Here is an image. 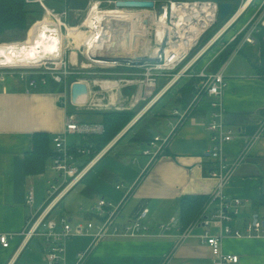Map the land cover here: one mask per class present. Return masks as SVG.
Wrapping results in <instances>:
<instances>
[{
  "label": "crops",
  "instance_id": "1",
  "mask_svg": "<svg viewBox=\"0 0 264 264\" xmlns=\"http://www.w3.org/2000/svg\"><path fill=\"white\" fill-rule=\"evenodd\" d=\"M262 1L255 0V4ZM253 13L252 8L223 31L219 40L205 53L206 58L202 60L203 56L199 60L197 68L194 66L196 71L208 66L209 71L215 72L226 64L224 121L235 134L231 141L222 145V150L229 161L233 162L243 154L245 158L228 182L225 192L230 200L240 198L243 201L240 213L231 223L234 229L242 231L247 222L255 218L264 222V208L255 205L264 193V36L262 42L256 38L257 42L251 44L244 40L243 30ZM234 27L236 29H232ZM230 30L233 31V40L241 35L243 38L229 59L220 64L217 59L225 49L220 40ZM72 58L76 60L75 55ZM59 85L53 83L52 87L47 85L28 90L27 82H22L17 76L7 75L0 80V234H13L9 247L0 243V264H49L45 258L47 245L44 239L27 235L30 220L45 207L48 180L56 177L53 174L50 178L47 173L51 160L44 173H25V155L33 149L34 134L44 132L54 138L64 131L69 113H74L83 122L100 120L99 116H95V121H86L75 110L103 112L74 109L69 83ZM99 88L92 87L94 90ZM115 91L119 96L128 98L132 88L116 87ZM88 96L93 97L90 92ZM205 98H208L207 103L198 105L177 128L164 152L155 160L145 155L144 150L156 135H169L172 130L169 123L176 121L170 116L172 110L183 111L187 106L179 102L177 106V100H171L163 106L161 113H154L155 116L160 114L165 117L164 133H155L148 125L143 129L136 128L161 99L147 108L140 118L137 114L143 105L124 110L135 111L136 116L112 139L109 151L57 204L59 206L69 198L66 207L55 213L56 206L52 214L67 215L74 223L97 221L93 208L100 198L105 197L122 204L121 226L148 209L145 222L150 230L137 236H110L96 242L91 235L75 236L67 241L60 264H78L79 251H88L82 264H214L211 248L199 236L206 230L216 233L218 224L195 228L194 236L184 242L178 241V235L186 228L180 220V200L185 196L209 197L217 186V180L210 176L215 161L209 154L212 143L206 130L213 113L211 102L214 99L205 96L201 103ZM81 142L88 143V137L71 136V145ZM87 161V157L79 159L81 165ZM119 184L124 187L118 189ZM31 188L35 192L33 206L27 202ZM173 220L172 227L162 234L160 226ZM222 248L227 254L239 255L236 264H264V237H225Z\"/></svg>",
  "mask_w": 264,
  "mask_h": 264
},
{
  "label": "built area",
  "instance_id": "2",
  "mask_svg": "<svg viewBox=\"0 0 264 264\" xmlns=\"http://www.w3.org/2000/svg\"><path fill=\"white\" fill-rule=\"evenodd\" d=\"M26 1L39 4L42 14L31 24L28 30L31 31L26 38L0 42V80H4L7 75L17 76L27 82L28 90L47 86L51 82L69 83L72 89L75 82H84L88 86V94L85 101H72L76 109L124 111L143 105L137 114L138 118L183 77L196 80V94L191 103L183 111L173 109L170 113L176 121L169 123L172 125L169 135H156L144 150L143 153L150 156L151 160L164 152L173 133L195 111L205 96L214 99L211 102L213 113L206 130L212 143L209 154L215 161L210 176L217 180V186L199 217L178 235V241L184 242L194 236L195 228L218 224L219 230L216 233L206 230L199 237L211 248L214 264L238 263L239 255L223 251L224 238L264 237V222L255 218L247 222L244 231L231 226L240 213L243 201L240 198L230 200L225 189L245 154L232 162L222 150V145L231 141L235 134L224 121L226 64L215 72L209 71L208 66L196 71L194 66L219 40V31L233 26L251 9L255 0H239L236 9L234 0H153V7H121L117 5L120 0H87L85 7L74 9L67 0H63L64 6L60 8L48 3L53 0ZM223 2L233 3L226 22L193 54L207 33L219 22L220 5ZM253 9V15L243 27L244 40L251 44L257 42L255 34L264 25V0L255 4ZM73 12L83 13L80 19L75 17L78 20L76 24L70 22ZM69 25L78 27L83 32V42L77 49L74 48L76 45H71L66 34ZM120 58L130 61L125 62ZM138 58L144 59V62L133 64L132 61ZM121 66L138 70L127 73L110 71ZM161 79H166V82L160 88ZM96 86L100 88L92 89ZM116 87H131L132 92L128 98H123L115 91ZM89 92L93 97L88 96ZM126 103L129 105L126 106ZM104 131L105 127L101 122H83L74 113H69L64 131L53 138L55 154L50 168L56 173V177L48 180L45 207L35 213L27 231V235L44 239L47 245L45 258L49 264H60L67 241L75 236L91 235L96 242L110 236H137L150 230L149 224L145 222L148 209L135 220L121 226L119 220L122 204L105 197L100 198L93 208L97 221L74 223L67 215L52 214L63 197L83 179L110 147L108 144L96 151L91 143L71 145L68 136L87 138L101 135ZM81 157L88 158L83 165L79 163ZM123 187V184L117 185L118 189ZM27 202L34 205L33 188L29 190ZM173 222L175 220L160 226L162 234L172 227ZM12 237L11 233L0 234L2 246L9 247ZM87 254L88 251L78 252V264L86 259Z\"/></svg>",
  "mask_w": 264,
  "mask_h": 264
},
{
  "label": "trees",
  "instance_id": "3",
  "mask_svg": "<svg viewBox=\"0 0 264 264\" xmlns=\"http://www.w3.org/2000/svg\"><path fill=\"white\" fill-rule=\"evenodd\" d=\"M67 2L74 9L85 7L87 0H67ZM56 6L60 8L58 5ZM41 14V7L37 3H28L26 0H0V36L28 29ZM224 23L207 41L221 29ZM262 36H264V26H261L259 32L255 35L260 42H262ZM232 50V48H227L222 51L217 62L220 64L225 63L232 55ZM53 83H50L51 87ZM195 85L196 80L188 78L178 89L181 97L177 101L180 104L185 107L190 104L196 93ZM59 86L63 85L60 84ZM187 93L189 97L186 98ZM97 114L100 116L99 122L104 125L105 131L101 135L88 136V143L93 144L96 151L108 145L136 116L135 111H103L97 112ZM54 154L53 137L44 132L35 133L33 149L25 155V173L27 175L44 173L47 163L52 159ZM208 199L209 197L207 196H185L180 200V220L184 228L199 217ZM255 205L264 208V193L256 200Z\"/></svg>",
  "mask_w": 264,
  "mask_h": 264
},
{
  "label": "rangeland",
  "instance_id": "4",
  "mask_svg": "<svg viewBox=\"0 0 264 264\" xmlns=\"http://www.w3.org/2000/svg\"><path fill=\"white\" fill-rule=\"evenodd\" d=\"M48 3L52 4V5H58L59 7H63L64 6V3L63 1L61 0H53V1H49ZM240 1L239 0H234V5H235V9L236 7L239 5ZM258 3V2H256ZM255 7V4L251 6V9ZM250 10L248 12H250ZM247 12V13H248ZM82 14V15H81ZM78 17L79 19L83 16V13L81 12L80 14H77L76 12L72 13L71 17H70V22L72 24H76V21L78 22L77 19H75V17ZM227 20V18L225 19H220L219 22L207 33V35L204 37L203 41L201 42L200 46L193 52V54L207 41V39ZM31 27V25L29 26V28ZM26 29V30H22V31H15V32H11V33H7L3 36H0V42L2 41H10V40H20V39H24L27 37L28 33L31 31H28L29 30ZM232 29H236V27L232 28ZM233 31L230 30L227 34H225L224 37H222V39L220 40V44L225 46V49H229V48H232V52L235 51L238 43L240 42V40L243 38V36H239L238 38H236L235 40L232 39L233 37ZM232 39V40H231ZM224 49V50H225ZM223 50V51H224ZM210 52V51H209ZM208 52V53H209ZM207 53V54H208ZM206 57L204 56V58L202 60H204ZM200 65V61L195 65V68H197L198 66ZM138 69L136 68H132V67H127V66H121V67H118V68H115V69H111L110 71L112 72H116V73H127V72H133V71H137ZM188 79V78H187ZM186 81V77H183L177 84H175V86L173 88H171L168 93L166 94V96H164L161 101L155 106L154 109L151 110V112L147 115L146 118H144L141 123H139L137 125L136 128H139V129H143L145 128L146 125H148L149 129L153 130L155 133H164V127H165V117L161 116L160 114L155 116L154 113L156 112H162V108L164 105H166L169 101L171 100H178L180 99L181 97V94L180 93H177V90L182 86V84ZM22 82H24L22 80ZM166 82V79H161L160 81V88L162 87V85ZM50 85V84H49ZM196 94V93H195ZM189 94L187 93L186 94V98L189 97L188 96ZM208 101V98H205L203 100V102L199 105H203L205 103H207ZM178 101H176V105L178 106ZM180 104V103H179ZM174 105V106H176ZM182 105V104H180ZM167 106V105H166ZM183 106V105H182ZM76 109V108H74ZM171 110L173 109V106L170 108ZM75 113L78 115V116H81L82 119L86 120V121H95L93 120L95 116H99V114H97V112H89V111H82V112H77V110H75ZM100 117V116H99ZM153 118V119H152ZM71 136L72 135H69L68 137V142L70 143L71 141ZM48 173V176L51 178V176L53 174H56L54 173L51 168H50V171L47 172ZM47 187L49 188V183L47 184ZM47 188V189H48ZM48 197V193H47V196ZM69 203V198L62 201L59 206H57L56 208V211L55 213H58V212H61V210H63L66 205ZM85 213L83 212L82 215H84ZM86 222V221H84Z\"/></svg>",
  "mask_w": 264,
  "mask_h": 264
},
{
  "label": "water",
  "instance_id": "5",
  "mask_svg": "<svg viewBox=\"0 0 264 264\" xmlns=\"http://www.w3.org/2000/svg\"><path fill=\"white\" fill-rule=\"evenodd\" d=\"M33 1V0H30ZM118 6L121 7H153L154 1L153 0H120L117 2ZM233 8L232 2H223L220 5V19H225L229 15ZM121 60L128 62L129 59L120 58ZM144 59L138 58L135 61H132L133 64H142ZM88 94V86L84 82L77 81L72 86V101L74 103H78V98L82 95ZM81 102V101H80Z\"/></svg>",
  "mask_w": 264,
  "mask_h": 264
},
{
  "label": "bare ground",
  "instance_id": "6",
  "mask_svg": "<svg viewBox=\"0 0 264 264\" xmlns=\"http://www.w3.org/2000/svg\"><path fill=\"white\" fill-rule=\"evenodd\" d=\"M227 28H224V29H222V31L220 32V34H218V36L217 37H219V36H221V34H222V32L223 31H225ZM66 34H68V37L70 38V40H71V45H76L74 48L75 49H77L78 47H79V45L83 42V32H82V30H80V28H78V27H73V26H71V25H69L68 26V31H67V33ZM73 40H75V43H74V41ZM129 52H131L130 50H129ZM77 61V59L75 60V62ZM86 95L84 94V95H82V96H80L79 98H78V101L80 102V101H85V99H86Z\"/></svg>",
  "mask_w": 264,
  "mask_h": 264
}]
</instances>
